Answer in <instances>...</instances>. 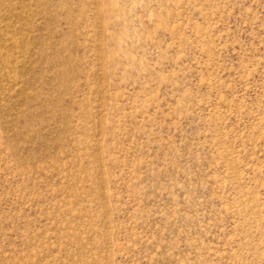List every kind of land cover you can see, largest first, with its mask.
Returning <instances> with one entry per match:
<instances>
[{"label":"rangeland","instance_id":"obj_1","mask_svg":"<svg viewBox=\"0 0 264 264\" xmlns=\"http://www.w3.org/2000/svg\"><path fill=\"white\" fill-rule=\"evenodd\" d=\"M0 264H264V0H0Z\"/></svg>","mask_w":264,"mask_h":264}]
</instances>
